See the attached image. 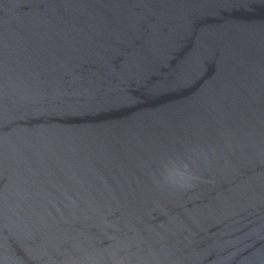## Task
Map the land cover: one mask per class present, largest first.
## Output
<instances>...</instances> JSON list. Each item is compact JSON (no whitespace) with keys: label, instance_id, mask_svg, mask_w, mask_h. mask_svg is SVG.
<instances>
[{"label":"water","instance_id":"water-1","mask_svg":"<svg viewBox=\"0 0 264 264\" xmlns=\"http://www.w3.org/2000/svg\"><path fill=\"white\" fill-rule=\"evenodd\" d=\"M0 264H264V0H0Z\"/></svg>","mask_w":264,"mask_h":264}]
</instances>
